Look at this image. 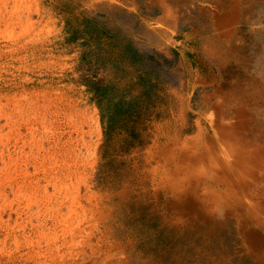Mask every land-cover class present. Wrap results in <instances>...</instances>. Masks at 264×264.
Returning <instances> with one entry per match:
<instances>
[{"label":"rangeland","instance_id":"obj_1","mask_svg":"<svg viewBox=\"0 0 264 264\" xmlns=\"http://www.w3.org/2000/svg\"><path fill=\"white\" fill-rule=\"evenodd\" d=\"M0 264H264V0H0Z\"/></svg>","mask_w":264,"mask_h":264}]
</instances>
